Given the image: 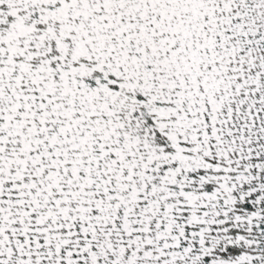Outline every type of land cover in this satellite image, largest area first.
Returning a JSON list of instances; mask_svg holds the SVG:
<instances>
[{"label": "snow or ice", "instance_id": "1", "mask_svg": "<svg viewBox=\"0 0 264 264\" xmlns=\"http://www.w3.org/2000/svg\"><path fill=\"white\" fill-rule=\"evenodd\" d=\"M0 264H264V0H0Z\"/></svg>", "mask_w": 264, "mask_h": 264}]
</instances>
